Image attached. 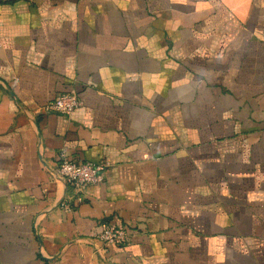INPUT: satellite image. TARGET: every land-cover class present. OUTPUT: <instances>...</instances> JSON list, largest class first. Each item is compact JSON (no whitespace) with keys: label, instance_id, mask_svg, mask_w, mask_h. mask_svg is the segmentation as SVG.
Masks as SVG:
<instances>
[{"label":"crops","instance_id":"1","mask_svg":"<svg viewBox=\"0 0 264 264\" xmlns=\"http://www.w3.org/2000/svg\"><path fill=\"white\" fill-rule=\"evenodd\" d=\"M0 264H264V0H0Z\"/></svg>","mask_w":264,"mask_h":264},{"label":"built area","instance_id":"2","mask_svg":"<svg viewBox=\"0 0 264 264\" xmlns=\"http://www.w3.org/2000/svg\"><path fill=\"white\" fill-rule=\"evenodd\" d=\"M83 100L77 92H62L53 101L46 104V111H54L63 115L70 116L76 109L81 107ZM111 166V162L101 160L99 162L75 161L70 159L65 153L61 154L57 167V175L64 180L70 188L74 190V195L64 197L61 202L62 209L73 211L77 201L81 200L80 195L87 186L100 183L104 180V171ZM130 233L126 228L114 226L106 223L97 234V237L105 244H126Z\"/></svg>","mask_w":264,"mask_h":264}]
</instances>
